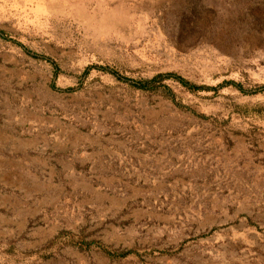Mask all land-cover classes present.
I'll use <instances>...</instances> for the list:
<instances>
[{
	"label": "rangeland",
	"instance_id": "1",
	"mask_svg": "<svg viewBox=\"0 0 264 264\" xmlns=\"http://www.w3.org/2000/svg\"><path fill=\"white\" fill-rule=\"evenodd\" d=\"M262 86L264 0H0V264H264Z\"/></svg>",
	"mask_w": 264,
	"mask_h": 264
},
{
	"label": "crops",
	"instance_id": "2",
	"mask_svg": "<svg viewBox=\"0 0 264 264\" xmlns=\"http://www.w3.org/2000/svg\"><path fill=\"white\" fill-rule=\"evenodd\" d=\"M9 123L11 125L10 120ZM5 128L4 129L6 130V133H0V148L6 146L8 142H10V145L8 147L10 148L11 152H17L21 147H26L27 144H30L33 141V138L24 137L21 134H19L17 129L13 126L5 127ZM3 161L4 164L5 162L6 164L7 162H9V160H3Z\"/></svg>",
	"mask_w": 264,
	"mask_h": 264
},
{
	"label": "trees",
	"instance_id": "3",
	"mask_svg": "<svg viewBox=\"0 0 264 264\" xmlns=\"http://www.w3.org/2000/svg\"><path fill=\"white\" fill-rule=\"evenodd\" d=\"M163 77H172V78L176 79L182 86L187 87L190 90H196V89L199 88V87L191 84L186 79H184V78H182V77H180V76H178L176 74H173V73H167V74H164V75L163 74L156 75V76H154L150 80H146V81H143L141 83H138L137 86H139L140 88H150L151 85H153V83H155L156 81H159ZM230 83L231 84H234L237 88H239L240 90H242V87H241L240 84H237V83H234V82H230ZM257 90H264V86L259 87ZM104 252L106 254L110 255V256H114L116 254L115 251H111V250L106 249V248H104Z\"/></svg>",
	"mask_w": 264,
	"mask_h": 264
}]
</instances>
